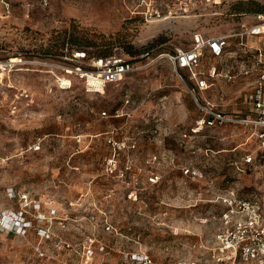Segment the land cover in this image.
<instances>
[{"label": "rangeland", "instance_id": "obj_1", "mask_svg": "<svg viewBox=\"0 0 264 264\" xmlns=\"http://www.w3.org/2000/svg\"><path fill=\"white\" fill-rule=\"evenodd\" d=\"M263 16L264 0H0V63L20 61L0 69V215L22 208L10 188L42 204L24 212L26 232H0V264H78L89 244L88 264H232L213 247L219 196L233 188L264 213V157L243 163L257 150L250 126L196 128L204 105L229 116L250 112L252 76L236 61L253 53L222 59L206 51L199 70L216 69L206 90H193L198 101L187 71L160 54ZM70 47L120 52L138 69L104 92L86 91L75 75L63 90L54 75L64 71L46 56ZM107 134L135 143L117 151L113 173L105 168ZM186 166L198 169L194 179L182 175ZM153 172L157 183L148 179ZM38 212L53 216L43 236Z\"/></svg>", "mask_w": 264, "mask_h": 264}, {"label": "built area", "instance_id": "obj_2", "mask_svg": "<svg viewBox=\"0 0 264 264\" xmlns=\"http://www.w3.org/2000/svg\"><path fill=\"white\" fill-rule=\"evenodd\" d=\"M208 1L217 3L227 0ZM262 19L261 23L245 27L234 34L205 38L197 35L188 48H177L173 52L161 53L160 56L167 57L176 70L187 71L186 79L193 84V88H187L198 101L193 94V90H206L208 87V76L212 77L215 73V68L209 70V74L199 70L205 52L208 51L216 57L222 56L225 54L231 38H236V40H239L238 44L243 45L242 38L245 35L264 33V16ZM257 26L262 27L259 30H255ZM62 58L64 61L52 62V65H58L64 71V75H54L58 87L63 90L72 86L71 75H75L82 80L86 91L98 92L108 84L122 81L128 74L138 69L131 61V58L120 52L96 56L89 55L83 49H72L69 51L66 48ZM19 62L10 59V61L2 63L0 69L6 72L10 71ZM253 64L254 66L251 69L256 73V77L250 93V112L229 116L204 105L200 108L207 115L197 120L196 128L222 125L228 122L252 127L251 135L257 139V150L255 155L252 152L242 157L244 164L254 163L257 158L261 159L264 157V56L262 49L257 48V56L254 58ZM64 78H67L70 83L64 84ZM181 79L184 81L182 77ZM24 93L26 94V92ZM101 115L106 116V112L102 111ZM117 115L118 113H116ZM43 139V137L36 139L32 146L33 150L41 149ZM107 142L112 146L113 152L107 157L105 168L107 172L113 173L117 170L119 163L117 151L122 148H134L135 143L116 139L111 134H107ZM154 158L156 157L154 156ZM182 175L194 179L198 175V169L186 166L182 168ZM148 179L151 183H157L160 179V174L153 172ZM7 195L10 199H17L22 208L17 211L7 210V213L0 215V232H26L32 223L27 219L24 212L32 208L40 210L42 206L40 200L36 197L30 198L26 192L14 191L12 188L7 190ZM219 202L224 206V211L219 217L220 222L213 235V247L219 259L221 261L230 260L232 264H264V213L261 203L254 198L239 195L233 188L226 189L220 194ZM37 215L36 219L39 222L37 223L38 227H36L37 234L40 236L46 235L48 233V229L45 228L46 221L50 223L53 216H45L41 212H38ZM106 228L108 229L110 226L107 225ZM103 249L104 247L101 246V250ZM93 254L94 249L91 245L85 246L84 259L78 264H88ZM117 264L127 263L120 261Z\"/></svg>", "mask_w": 264, "mask_h": 264}, {"label": "crops", "instance_id": "obj_3", "mask_svg": "<svg viewBox=\"0 0 264 264\" xmlns=\"http://www.w3.org/2000/svg\"><path fill=\"white\" fill-rule=\"evenodd\" d=\"M242 40H243V45H239L238 44L239 40H236V43L234 45L235 48H233V50L235 52L232 53V52L228 51V49L226 48L225 52H227V51L228 52L225 53L222 56H217V58L227 59L226 57H230V59H233V58L240 57V55L239 56L235 55L236 52L237 53H246L247 54L250 51L251 53H253V56L246 55L247 56L246 58H241V60L239 62L236 61L237 65H239V67H240L239 72L245 73V74H250V76H252V81L250 82V86H251L250 93H251L252 84H253V82L255 80V77H256V73L254 71H252L251 68H253V66H254V64H253L254 58L257 56V48H260V49L263 50V56H264V33L255 34V35H245L242 38ZM228 54H229V56H227ZM221 65H223V67L224 66H228V63L225 62V63H223ZM210 67H214V65L211 64ZM250 106H251V103H250ZM245 114H247V113H245Z\"/></svg>", "mask_w": 264, "mask_h": 264}, {"label": "trees", "instance_id": "obj_4", "mask_svg": "<svg viewBox=\"0 0 264 264\" xmlns=\"http://www.w3.org/2000/svg\"><path fill=\"white\" fill-rule=\"evenodd\" d=\"M243 1V0H241ZM69 51H71L72 49H81V47H75V48H67ZM64 55V51L62 50L61 53L59 54H56V55H49V56H46L48 57L47 60L51 61V62H55V61H64V59L62 58V56ZM104 55V54H103Z\"/></svg>", "mask_w": 264, "mask_h": 264}, {"label": "bare ground", "instance_id": "obj_5", "mask_svg": "<svg viewBox=\"0 0 264 264\" xmlns=\"http://www.w3.org/2000/svg\"><path fill=\"white\" fill-rule=\"evenodd\" d=\"M260 27H262V26H260ZM260 27L257 26V27L255 28V30H259ZM12 61H15V60L12 58ZM0 66H1V63H0ZM63 83L68 84L67 80H63ZM103 90H104V89H102L101 92H102ZM98 92H100V91H98ZM103 92H104V91H103Z\"/></svg>", "mask_w": 264, "mask_h": 264}]
</instances>
